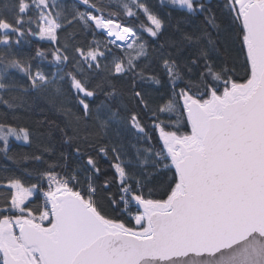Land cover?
Listing matches in <instances>:
<instances>
[{
	"label": "snow or ice",
	"instance_id": "snow-or-ice-1",
	"mask_svg": "<svg viewBox=\"0 0 264 264\" xmlns=\"http://www.w3.org/2000/svg\"><path fill=\"white\" fill-rule=\"evenodd\" d=\"M211 4L0 2V102L20 101L15 70L62 116L59 143L15 156L10 138L32 134L0 123V152L30 166L0 175V264H264V0L223 5L242 65ZM29 38L54 47L21 56ZM49 55L62 75L33 71ZM146 84L167 94L154 103Z\"/></svg>",
	"mask_w": 264,
	"mask_h": 264
},
{
	"label": "trees",
	"instance_id": "trees-1",
	"mask_svg": "<svg viewBox=\"0 0 264 264\" xmlns=\"http://www.w3.org/2000/svg\"><path fill=\"white\" fill-rule=\"evenodd\" d=\"M2 2V0H0ZM71 0H69V4ZM147 3L156 11L160 12L162 15L166 16V11L159 5V0H147ZM225 0H212V10L217 14L218 23L221 24L222 28V35L220 37L221 42L227 43L229 49L230 58L234 61L238 62L240 65L243 64V57L238 55L235 52V49L238 47V43L236 41V33L235 30L232 28V20L231 17L227 14V8L223 7ZM177 13L173 12V18L177 17ZM121 21L127 22V18L124 16L120 17ZM79 31V29H76ZM169 32H175L174 21L173 27L169 29ZM167 38V37H166ZM30 43H22L18 46L17 51L21 56H34L36 49H46L51 50L54 45L50 44L48 41H40L36 38H29ZM65 39V34L61 33V39L58 43H63ZM90 36L81 35L79 39L75 41V43L85 46L89 41ZM149 49L154 50L153 55L156 59H158V53L160 52L159 45L156 43H152L149 40ZM75 59L73 53H69ZM52 57L49 55L48 60H41L40 58H35L32 60L33 71L39 69L44 74L51 75H62L63 73H57L56 68L57 66L51 62ZM71 70V69H69ZM243 69L242 67L239 70V75L243 76ZM10 75L12 76L13 80L17 83L18 87L12 92L11 96H19L20 101L15 103L14 106L9 107L4 103L0 102V123L10 124L14 127H25L28 128L32 134L33 143L31 146L25 144L23 141H17L14 138H10L9 141V148H10V155H17L23 153H30L35 151L36 146L38 144L44 145L49 142L51 139L53 142L59 143V132L55 130V125L52 123L55 121V124H61L62 116L59 112H57L52 105L48 104L45 99H37L34 95H24L21 91V87L27 86V80L23 77L22 73H18L15 70H10ZM156 75L161 79L164 80L165 77L163 76V68L162 66L159 67ZM62 86L67 87L63 81L60 82ZM145 88L150 91V98L153 100L154 103H158L161 95H166L167 90L164 91H154V85L146 84ZM11 96H4L5 100H10ZM143 123L146 126L150 125V121L145 118ZM53 128L52 136L49 137L47 135L48 128ZM150 134L153 136L152 143L156 145V148L159 149V144L156 143L158 134L151 133L150 127L148 128ZM190 130V129H189ZM131 143H136L135 138H131ZM137 147L143 148L144 144L141 141L139 144L136 145ZM135 151V149H132ZM58 153L56 156L53 157V160L58 158ZM47 158V154H46ZM104 169L107 170V173L111 175L112 169L109 167L107 162L103 163ZM7 169L8 172L14 173L17 175H21L24 171V168H30L29 165H24L23 167L19 163H14L13 161L9 160L3 152H0V175H4V169ZM171 176V173H169ZM159 183V182H158ZM116 193V188L113 187V194ZM158 194V193H157Z\"/></svg>",
	"mask_w": 264,
	"mask_h": 264
}]
</instances>
